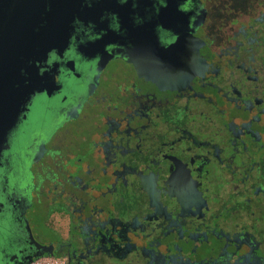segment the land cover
Instances as JSON below:
<instances>
[{
    "label": "flooded vegetation",
    "instance_id": "af4514ba",
    "mask_svg": "<svg viewBox=\"0 0 264 264\" xmlns=\"http://www.w3.org/2000/svg\"><path fill=\"white\" fill-rule=\"evenodd\" d=\"M41 2L0 264H264V0Z\"/></svg>",
    "mask_w": 264,
    "mask_h": 264
},
{
    "label": "water",
    "instance_id": "95a60500",
    "mask_svg": "<svg viewBox=\"0 0 264 264\" xmlns=\"http://www.w3.org/2000/svg\"><path fill=\"white\" fill-rule=\"evenodd\" d=\"M41 10V0H0V156L31 96L41 90L36 62L53 47H46L52 29L41 27Z\"/></svg>",
    "mask_w": 264,
    "mask_h": 264
},
{
    "label": "built area",
    "instance_id": "2783aa9c",
    "mask_svg": "<svg viewBox=\"0 0 264 264\" xmlns=\"http://www.w3.org/2000/svg\"><path fill=\"white\" fill-rule=\"evenodd\" d=\"M32 264H53V263L48 262V261H35Z\"/></svg>",
    "mask_w": 264,
    "mask_h": 264
}]
</instances>
